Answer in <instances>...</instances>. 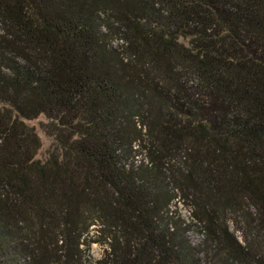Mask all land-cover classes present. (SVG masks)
Segmentation results:
<instances>
[{
    "label": "trees",
    "instance_id": "1",
    "mask_svg": "<svg viewBox=\"0 0 264 264\" xmlns=\"http://www.w3.org/2000/svg\"><path fill=\"white\" fill-rule=\"evenodd\" d=\"M0 21V264H264V0H0Z\"/></svg>",
    "mask_w": 264,
    "mask_h": 264
},
{
    "label": "rangeland",
    "instance_id": "2",
    "mask_svg": "<svg viewBox=\"0 0 264 264\" xmlns=\"http://www.w3.org/2000/svg\"><path fill=\"white\" fill-rule=\"evenodd\" d=\"M4 24L0 21V34L4 31ZM181 41L188 42L189 39H181ZM47 122V120L44 117H39L33 121H27L26 124L29 127H32L37 135L40 138L41 141V149L38 152L37 158L44 161V159L47 156L48 151L51 149L53 144V139L45 133L44 125ZM179 212L182 215V217L186 220L187 223L191 224V231L188 233V236L192 242V244L197 247L201 248L202 241L204 239L203 234L201 232V229L199 226L191 223V215L187 207L181 203H178ZM232 230V228H231ZM103 248L97 244H93L90 248L89 257L91 258V261L98 260L103 255ZM202 258H205L204 256H201Z\"/></svg>",
    "mask_w": 264,
    "mask_h": 264
}]
</instances>
